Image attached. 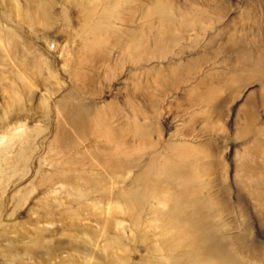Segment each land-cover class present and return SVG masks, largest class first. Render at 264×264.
Instances as JSON below:
<instances>
[{"label":"rangeland","instance_id":"1","mask_svg":"<svg viewBox=\"0 0 264 264\" xmlns=\"http://www.w3.org/2000/svg\"><path fill=\"white\" fill-rule=\"evenodd\" d=\"M19 122L45 124L48 156L102 186L78 197L55 184L51 221L34 223L40 144L5 190L31 221L3 226L0 264L143 262L172 194L202 235L187 264H264V0H0V151ZM132 189L140 207L115 196Z\"/></svg>","mask_w":264,"mask_h":264},{"label":"bare ground","instance_id":"2","mask_svg":"<svg viewBox=\"0 0 264 264\" xmlns=\"http://www.w3.org/2000/svg\"><path fill=\"white\" fill-rule=\"evenodd\" d=\"M10 96L12 99L17 101L20 98L19 92L16 90H12ZM62 105L63 103H57V107H59L57 108L58 112L61 111L60 108ZM76 110L77 113H80L83 109L82 107H79ZM70 118L72 120V124L77 126V123H79L78 120L74 118V116H71ZM23 126L24 122H19L14 125L11 130L9 129V131L6 132L11 137H6L7 139L5 140L7 141L3 144V148L0 151V154L4 152L1 160L2 163L0 164V234L5 232V229L3 228L4 225L8 226L13 231H18L20 224L31 221L29 218L17 219L16 217H13L18 211V205L25 201L22 199V193L15 191L6 197L3 196L9 183H14L18 180L16 179L13 181L14 175L20 174V177H22L29 172L27 161L31 157L30 155L34 153L37 148H39L40 144L41 149L44 151L46 150L45 153L47 156L44 154V156L40 157L36 168L31 171L32 179H37L39 186H37V184H33L30 185V188L32 190L37 189L42 195L39 197L37 196L35 203L28 207V211H30V213H35V219H33L34 223L40 221V219L44 216L47 217L46 220L48 222L51 221L53 211L47 200L49 198L48 194L53 190V186L55 184L74 185V187L70 190L66 189L65 192L67 194L77 195L78 197H88L90 193L96 192L102 186L101 181L97 178L94 179V176L91 174H87L88 176L91 175V180H87L89 184L82 183V176L84 175L83 171L76 170L77 172H64L61 167H66L68 165V159L65 158V156H61V152L55 153L56 156H48L52 150V143L46 144L43 140L40 141V144L36 142L38 134L45 131V124L37 126L32 134L23 133L25 131V126L24 128ZM57 131L59 133L58 136L64 134V127L59 123L57 125ZM4 137L5 136L3 134L0 135V144L3 143L2 140ZM11 147H16V155L13 159H10L9 155L6 154V149ZM23 162L24 164L20 166L19 163ZM46 167L47 169H45ZM163 175L166 178L169 177L168 172H164ZM163 180L152 182L163 187L166 183ZM115 196L128 199L133 203L134 208L141 206V197L137 194V190L135 189H132L129 192L121 190ZM168 202H171L173 207V211L170 216L167 215L168 212L158 213L157 209L153 210V212L158 216V226L161 228L158 243L155 247H153L155 252H152L151 255L146 257V259L144 258L143 262L140 260L136 264H187V262L192 259L196 258L197 260H201L200 258L203 257L202 252L204 246L201 238V232L197 228H192V220L190 221V219L185 216L187 215L188 202L184 201L180 194H172L169 198L167 197V199L162 201L163 206L167 205ZM8 203L10 204L9 207L7 206ZM133 218L134 223L137 222L135 214H133ZM119 221H122V219ZM115 243H117L116 240ZM115 256L116 257L111 258L112 264H127L126 253Z\"/></svg>","mask_w":264,"mask_h":264}]
</instances>
